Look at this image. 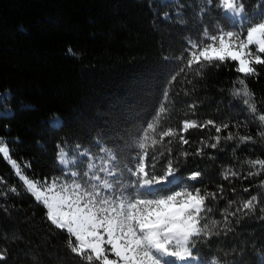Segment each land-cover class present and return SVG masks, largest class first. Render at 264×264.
<instances>
[{"label": "trees", "instance_id": "1", "mask_svg": "<svg viewBox=\"0 0 264 264\" xmlns=\"http://www.w3.org/2000/svg\"><path fill=\"white\" fill-rule=\"evenodd\" d=\"M176 1L174 9L160 0H0V95L8 94L0 101V113L7 111L0 115V137L27 178L43 182L61 175L58 144L87 146L97 136L108 142H134L141 121L158 106L166 80L177 70L178 62L164 58L180 55L203 0ZM254 2L245 0L249 11ZM177 4L185 5L181 11L186 25L177 23ZM69 48L75 55L68 53ZM232 67H208L202 76L178 77L169 86L175 113L169 124L178 127L184 119H212L229 123L234 135L255 136L257 127L243 123L248 114L240 112L242 101L230 95L237 76ZM257 70L259 77H250L247 83L259 105L264 102V66ZM191 104L196 105L195 113ZM54 116L62 125H49ZM185 135L189 144L183 147L190 155L180 158L177 175L209 192L223 187L219 195L224 199L208 201L218 209L208 217L209 224L216 220L223 226L221 213L229 208V200L235 201L229 211L251 195L260 200L254 213L229 218L232 231L213 229L220 234L198 243L196 253L205 260L232 259L236 249V259L244 264L258 261L264 251V189L258 183L264 175L243 176L249 171L247 159L264 158V141L236 148L238 140L222 139L216 149L204 148L205 155L196 156L201 140L214 142L210 137L216 135L215 129L196 128ZM171 147L181 148L175 142ZM229 167L241 178L223 180L221 173ZM195 170H201V178L188 181ZM0 178L5 181L0 191L8 193L7 199L0 196V204L8 209L7 215L0 209V252L6 255L0 264H81L65 246L67 234L46 220V210L26 192L2 154ZM12 186L18 195L8 192Z\"/></svg>", "mask_w": 264, "mask_h": 264}, {"label": "snow or ice", "instance_id": "2", "mask_svg": "<svg viewBox=\"0 0 264 264\" xmlns=\"http://www.w3.org/2000/svg\"><path fill=\"white\" fill-rule=\"evenodd\" d=\"M184 7L177 4V23L181 25L187 23L181 11ZM197 8L198 20L189 29L192 35L185 37L180 55L164 58L178 62L177 70L166 80L158 106L141 121L133 143L108 142L97 136L87 146L79 142L74 146L58 144L56 157L62 166L61 175L41 182L23 174L21 166L11 158L7 142L0 137V154L15 170L26 192L46 210V220L67 234L65 246L81 264H244L242 259H236V249H232V259L213 256L211 260L203 259L195 250L198 243L220 234L213 229L220 228L225 234L232 231L230 217L254 213L260 203L258 196L242 199L235 211H229L235 203L229 200V208L221 213L223 226L216 220L209 224L208 217L218 209L208 201L224 199L219 195L223 187L218 192L202 190L184 183V177L177 173L180 158L186 160L190 155L183 146L189 144L185 133L191 129L211 127L216 133L210 137L214 142L201 140L196 156L205 155L204 148L216 149L222 139L238 140L236 148L264 141V102L258 105L247 83L248 78L259 77L257 66H264V0H257L251 11L245 0H203ZM164 17L170 19L168 13ZM68 53L75 55L71 48ZM228 64L237 73L230 95L242 101L240 112L248 114L243 123L257 127L255 136L239 132L234 135L228 130L229 123L212 119H184L178 127L171 126L169 121L175 113L169 86L182 74L186 78L202 76L205 68ZM7 95H0V101ZM188 107L195 113V104ZM6 114L7 111L0 113ZM62 123L57 120L54 126ZM222 131L227 135L222 137ZM174 142L181 146L178 151L171 147ZM245 163L249 171L243 179L264 175V158H249ZM201 176V170L191 171L187 180L198 181ZM221 176L230 182L241 178V173L229 167ZM4 183L0 178V184ZM258 187L264 189V179ZM8 192L19 194L15 186ZM0 196L7 199L8 193L0 191ZM0 209L8 214L6 205L0 204ZM243 254L241 249L239 255ZM259 255L258 261L251 260L249 264H264V251ZM5 259V253L0 252V261Z\"/></svg>", "mask_w": 264, "mask_h": 264}, {"label": "rangeland", "instance_id": "3", "mask_svg": "<svg viewBox=\"0 0 264 264\" xmlns=\"http://www.w3.org/2000/svg\"><path fill=\"white\" fill-rule=\"evenodd\" d=\"M160 2L163 3V4L169 5V6H171L172 8L175 9V4H176L177 1L176 0H160ZM256 3H257V0H255V2L252 3L250 11L255 7ZM2 111L0 110V112H2ZM57 120H59V118L57 116H54V117H51V118L48 119V123H49V125L54 126L55 121H57ZM70 146H73V145H70ZM58 166L60 168L62 167L59 164H58Z\"/></svg>", "mask_w": 264, "mask_h": 264}, {"label": "built area", "instance_id": "4", "mask_svg": "<svg viewBox=\"0 0 264 264\" xmlns=\"http://www.w3.org/2000/svg\"><path fill=\"white\" fill-rule=\"evenodd\" d=\"M56 160H57V157H56Z\"/></svg>", "mask_w": 264, "mask_h": 264}]
</instances>
